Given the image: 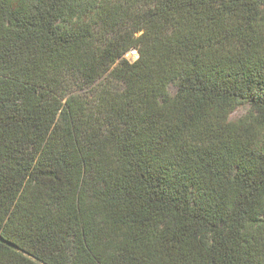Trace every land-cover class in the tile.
Instances as JSON below:
<instances>
[{
	"label": "trees",
	"instance_id": "1",
	"mask_svg": "<svg viewBox=\"0 0 264 264\" xmlns=\"http://www.w3.org/2000/svg\"><path fill=\"white\" fill-rule=\"evenodd\" d=\"M0 264H264V0H0Z\"/></svg>",
	"mask_w": 264,
	"mask_h": 264
},
{
	"label": "rangeland",
	"instance_id": "2",
	"mask_svg": "<svg viewBox=\"0 0 264 264\" xmlns=\"http://www.w3.org/2000/svg\"><path fill=\"white\" fill-rule=\"evenodd\" d=\"M89 91V88H86L84 90H82L80 93H85ZM176 89L173 88L172 89V92H175ZM249 110H250V105L249 104H245V105H242L241 107H239L232 115H231V119L232 120H237V119H240L242 117H244L245 115H247L249 113Z\"/></svg>",
	"mask_w": 264,
	"mask_h": 264
},
{
	"label": "built area",
	"instance_id": "3",
	"mask_svg": "<svg viewBox=\"0 0 264 264\" xmlns=\"http://www.w3.org/2000/svg\"><path fill=\"white\" fill-rule=\"evenodd\" d=\"M124 57L131 62H135L139 58V53L134 49L129 51Z\"/></svg>",
	"mask_w": 264,
	"mask_h": 264
}]
</instances>
